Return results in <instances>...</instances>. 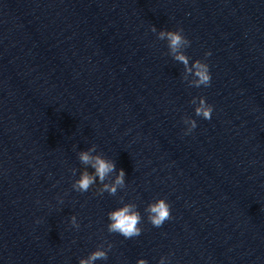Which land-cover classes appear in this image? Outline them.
Wrapping results in <instances>:
<instances>
[{
  "label": "water",
  "instance_id": "obj_1",
  "mask_svg": "<svg viewBox=\"0 0 264 264\" xmlns=\"http://www.w3.org/2000/svg\"><path fill=\"white\" fill-rule=\"evenodd\" d=\"M150 25L182 29L208 86ZM89 148L123 168L115 194L71 188ZM157 196L170 217L154 227ZM125 202L142 217L128 239L106 229ZM96 247L95 264H264V0H0V264H78Z\"/></svg>",
  "mask_w": 264,
  "mask_h": 264
},
{
  "label": "clouds",
  "instance_id": "obj_2",
  "mask_svg": "<svg viewBox=\"0 0 264 264\" xmlns=\"http://www.w3.org/2000/svg\"><path fill=\"white\" fill-rule=\"evenodd\" d=\"M150 30L156 36L167 42V47L172 58L184 65V71L191 77L190 85L193 87L208 86L211 75L208 64L205 60L194 58L189 66L188 58L183 54L181 49L189 45V40L182 34V29L157 28L150 25ZM210 52L205 50L204 56L207 57ZM193 112L205 120L210 119L213 107L208 103L204 96H197L192 101ZM184 124L183 132L189 133L196 127V120L192 117H181ZM79 161L84 165H89L93 172L87 169L81 170L80 174L72 181L71 188L77 192H86L98 180L102 184V191L109 194H115L118 187L124 185L125 172L123 168H117L111 159H106L102 155L93 154L91 148L80 150L77 153ZM115 171L116 175L111 183H104L105 177ZM59 199V198H58ZM145 214L147 221L154 227H159L170 217V208L166 199L157 196L149 201L145 206ZM107 224L106 229L109 233H117L125 239L138 236L141 232V213L130 203H121L116 207L109 209L106 213ZM69 223L73 228H77L78 222L75 215L69 216ZM110 247V245H109ZM107 251L104 248L96 247L88 252L86 256L78 259V264H95L98 260L106 259ZM135 264H147L143 257H137ZM157 264H167V257L160 256Z\"/></svg>",
  "mask_w": 264,
  "mask_h": 264
}]
</instances>
